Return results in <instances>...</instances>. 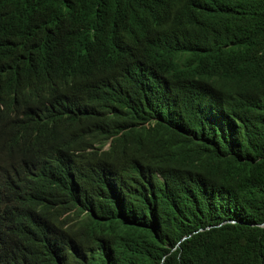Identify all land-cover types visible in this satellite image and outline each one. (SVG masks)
<instances>
[{
  "label": "trees",
  "instance_id": "1",
  "mask_svg": "<svg viewBox=\"0 0 264 264\" xmlns=\"http://www.w3.org/2000/svg\"><path fill=\"white\" fill-rule=\"evenodd\" d=\"M0 264H264V0H0Z\"/></svg>",
  "mask_w": 264,
  "mask_h": 264
},
{
  "label": "clouds",
  "instance_id": "2",
  "mask_svg": "<svg viewBox=\"0 0 264 264\" xmlns=\"http://www.w3.org/2000/svg\"><path fill=\"white\" fill-rule=\"evenodd\" d=\"M73 75L75 76V74ZM108 144L109 142L104 148ZM104 162L105 180L111 194V203L122 207L131 204L132 199L130 193L133 190V183L139 175L141 176L139 168L131 163L117 159Z\"/></svg>",
  "mask_w": 264,
  "mask_h": 264
}]
</instances>
